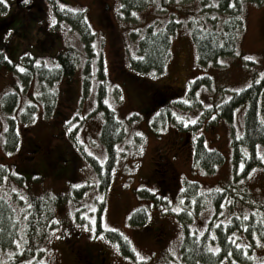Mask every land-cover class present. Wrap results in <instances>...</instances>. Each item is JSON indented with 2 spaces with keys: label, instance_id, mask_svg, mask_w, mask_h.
Wrapping results in <instances>:
<instances>
[{
  "label": "rangeland",
  "instance_id": "1",
  "mask_svg": "<svg viewBox=\"0 0 264 264\" xmlns=\"http://www.w3.org/2000/svg\"><path fill=\"white\" fill-rule=\"evenodd\" d=\"M41 1L44 8L38 13L46 14L49 22L55 7L51 0ZM147 1L127 13L121 9V0H108L109 9L90 1L88 8H82L90 28L81 29L55 16L53 24L43 19L40 23L36 0H0V54L5 53L15 67L0 65V167L7 170L0 182V194L18 212L22 207L26 210L29 196L46 193L57 198L54 216L38 228L36 241L27 245L42 249L39 257L49 264H94L79 259V245L72 248L78 231L93 235L94 242L100 243L103 264H183L179 250L181 212H196L187 223L190 232L201 233L212 227L213 234L214 226L264 203V165L254 168L246 178L236 181L233 176L231 143L235 135L243 133V108L235 111L232 121L217 112L233 92L264 78V0H237L244 18L237 51L209 64L198 60L190 22L202 12H214L204 6L211 0ZM86 3L83 0L76 11H82L80 7ZM155 21L179 24L172 35L165 71L142 75L132 68V59L138 55L139 40L148 28L158 26ZM44 29H58L50 33L64 38L63 43L55 41L57 46H72L76 56L74 71L47 83L45 90L43 82L27 78L20 63L24 50V54L46 55V65L52 66L47 56L55 45L52 37L46 53L38 45L37 36L43 35ZM11 32L9 39L6 35ZM204 75L211 76L210 85L195 87L193 82ZM43 90L54 99V112L49 111ZM9 92L18 95L11 111L1 101ZM33 104L35 110L24 119L23 111ZM107 106L123 122L125 137L117 146L120 152L111 183L103 192L95 160L104 164L106 159L101 130ZM12 123L19 135L18 145L8 149L6 127ZM201 134L208 148L225 156L213 171L193 168V140ZM31 139L39 150L27 153L26 142ZM260 150L264 157V147ZM34 167L38 174L32 172ZM67 170L68 174L64 172ZM194 180L210 193L227 190V199L218 208L209 197L208 204L196 210L192 201L186 202L187 194H182L185 185ZM139 208L147 209V220L133 223L130 215ZM108 230H117L129 239L132 255L125 254L119 243L107 236ZM231 237L243 248L244 259L223 255L221 264H264L263 240L239 230ZM23 244L21 236L14 248L21 249ZM15 249L1 253V264L8 263Z\"/></svg>",
  "mask_w": 264,
  "mask_h": 264
},
{
  "label": "trees",
  "instance_id": "2",
  "mask_svg": "<svg viewBox=\"0 0 264 264\" xmlns=\"http://www.w3.org/2000/svg\"><path fill=\"white\" fill-rule=\"evenodd\" d=\"M62 1L64 2L65 0ZM51 2L55 7V17L66 19V21L69 20V24L76 25L81 29L84 27L90 28L83 11L63 10L64 6H58L57 0H51ZM147 2V0H121V9L127 13L132 9L144 6ZM43 3L41 0H36L35 4L38 7L36 15L38 14L40 23L42 19L48 23L47 15L38 13L44 8ZM204 6L210 10L213 9L214 12L210 14H207L206 11L205 14L202 12L201 15L196 17L197 19L192 18L193 20L190 24L192 37L197 47L198 60L201 63L209 64L218 62V59L223 56L236 53L239 36L244 27V18L243 8L237 4V0H211ZM61 13H65V16ZM155 24H158V26H150L139 40L138 55L135 54V59H132V68L141 72L142 75L144 73L161 74L165 71L170 57L172 35L175 33L179 23L170 21L165 25H160V23L155 21ZM42 26L44 27L45 25ZM52 31L59 30H51L50 33ZM50 33H48V43L50 36L53 43L60 39V37L56 38ZM73 49L72 46L66 47V49H59L58 47L57 53L54 56H50L51 60L49 62L52 66L46 65L48 64L47 58H43L46 55L38 56L36 53L33 54L31 52L26 54L20 52V63L24 64L25 71L28 74L27 78H35L40 83L43 82L42 87L45 90L47 83H53L60 76L74 71L76 56L73 53ZM4 55L0 54V65L7 64L15 69L14 63H9V60ZM70 57L71 59H69ZM72 60L75 61L74 66ZM211 80V76L204 75L196 79L193 85L195 87L204 83L210 85ZM44 90L43 92L45 93ZM45 94L46 105L49 111L53 110L54 112V99H49L48 90ZM1 99L8 111H11L17 105L18 95L9 92L3 95ZM223 102L217 107L219 111H216L221 115L223 114L229 121H232L237 109L243 108L242 110L244 111L242 117L243 133L235 135L231 143L233 176L237 181L242 177L246 178L254 168L264 165V157L260 154V149L264 147V78L253 80L250 85L243 87V89L241 88L238 92H233L231 97ZM34 107L33 104L26 111L22 110L24 119L28 120L29 115H32L35 110ZM103 113L105 119L101 130V139L106 149V159L104 164H100L95 160V169H97L101 180V190L106 192L111 183L113 169L116 166L120 152L117 146L125 137V129L123 122L118 119L114 109L107 106L104 108ZM19 114L21 116V113ZM6 130V146L8 149H15L18 145L19 135L16 132L14 123L8 128L6 127ZM193 141L194 169L204 172L213 171L217 165L224 162L225 156L219 150L208 148L202 134L197 135ZM5 172H7L6 167L1 166L0 182H2ZM81 190L80 188L79 191ZM183 193L187 194L188 199L186 202L192 201L196 210L206 206L210 200L208 199L209 197L212 198L219 208V204L225 201L228 196V192L225 189L211 193L205 191L201 184L195 180L185 185L182 190ZM56 201L57 198L52 197V195L51 197L47 196L46 193L39 196H29L25 202L26 210L21 206L22 208H19L18 212L14 204L0 194V256L5 250L15 249L16 242L21 236L24 242V247L15 249L7 264H49L39 257L43 251L42 249L34 248L35 246L27 247V245H29L30 241H36L35 236L38 233V228L43 226L47 218L51 219L54 216ZM184 214L182 212L180 214V221L183 223V234L179 242L183 264H221L223 255H235L243 258V248L240 247L239 243L233 241L231 237V234L238 230L244 231L246 235L258 236L264 241V203L252 206V209L247 214L235 217L226 224L222 223L217 227L214 226L213 234L210 231L212 227L208 228L209 225L207 226L208 229L201 233L190 232L187 223L193 220L196 212L191 214L185 212ZM147 217V209L139 208L130 215V221L142 223L147 220ZM213 222L214 220L210 224H213ZM98 224L99 228L103 230L101 220ZM106 233L111 240L119 243L125 254L132 255L134 252L133 246L121 232L108 230ZM215 243L220 247L216 248L218 245ZM214 248L220 249L216 251ZM1 260L2 258L0 259V264L2 263Z\"/></svg>",
  "mask_w": 264,
  "mask_h": 264
},
{
  "label": "flooded vegetation",
  "instance_id": "3",
  "mask_svg": "<svg viewBox=\"0 0 264 264\" xmlns=\"http://www.w3.org/2000/svg\"><path fill=\"white\" fill-rule=\"evenodd\" d=\"M88 1L89 0H86L87 3L84 4V5H81L80 10H82L83 7L88 8V6H89L88 3L90 1H91V4H98L100 6L105 5V8H108V9L110 8V4H109L108 0H90L89 2ZM81 2H83V0H65L64 2L62 0H57L58 6H61V7L64 6L63 7V10H66L67 9L68 11H72V10L74 11V10H76L77 6H79V4ZM61 14L65 16V13H61ZM53 16H55V13H54ZM53 16L50 15L49 22L47 24H53V19H54ZM62 20H64V19L62 18ZM48 33H50V32L44 29V34L43 35H40V37L37 36V39L39 38L38 45L43 50L44 53H46L47 50H49V49H46L45 48L46 45L48 44V42L45 43V40L48 39V36H47V35H49ZM63 39H64L63 37H62V39L60 37V40H61L60 43L64 42ZM57 44L58 43H55V45L53 47H51L50 50L51 51L53 50V51H52V54L51 55H47L48 57H50L52 55L54 56L57 53V51H58ZM31 141H32V139L29 142L31 143ZM29 142L28 141L26 142L27 143V147H26L25 152L29 153V152H34V151L36 152L37 150H39V147L36 146L35 142H34V145L31 143L32 144L31 146L29 145ZM63 157H64V155H63ZM28 158L29 159H32V157H29V156H28ZM27 169L28 168H25L24 170L27 171ZM72 171L73 170H71V173H73ZM32 172L38 174L39 173V170L34 167ZM64 172L68 174L69 170L64 171ZM60 174H62V173L60 172ZM58 175H59V173L56 174L57 177H58ZM45 177H47V173L44 174L43 178H45ZM77 245L80 246V249L79 250H81V252L78 255H79V259L81 261H83V260H85V261H91V262H94V264H103L104 263L103 252H102L101 245H100V243L94 242L93 236L91 234H87V236H85L83 233H81L79 231L78 232H75L74 238L72 239V248L74 246H77ZM88 264H91V263L88 262Z\"/></svg>",
  "mask_w": 264,
  "mask_h": 264
},
{
  "label": "snow or ice",
  "instance_id": "4",
  "mask_svg": "<svg viewBox=\"0 0 264 264\" xmlns=\"http://www.w3.org/2000/svg\"><path fill=\"white\" fill-rule=\"evenodd\" d=\"M2 2H4V3H7V0H2ZM247 59H254V57H247ZM222 63H223V61H221ZM24 69H21V71H23ZM253 171H255V169H253ZM176 211H179L180 209H175ZM216 251H219V249H216ZM142 259L144 258V257H141Z\"/></svg>",
  "mask_w": 264,
  "mask_h": 264
}]
</instances>
